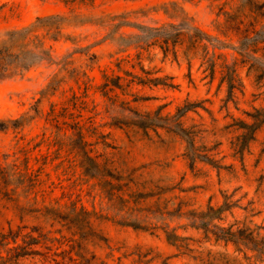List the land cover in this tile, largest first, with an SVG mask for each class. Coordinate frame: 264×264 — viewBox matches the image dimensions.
Masks as SVG:
<instances>
[{
	"label": "rangeland",
	"instance_id": "obj_1",
	"mask_svg": "<svg viewBox=\"0 0 264 264\" xmlns=\"http://www.w3.org/2000/svg\"><path fill=\"white\" fill-rule=\"evenodd\" d=\"M38 16L0 79V234L51 238L25 262L264 264V0H0V37Z\"/></svg>",
	"mask_w": 264,
	"mask_h": 264
},
{
	"label": "trees",
	"instance_id": "obj_2",
	"mask_svg": "<svg viewBox=\"0 0 264 264\" xmlns=\"http://www.w3.org/2000/svg\"><path fill=\"white\" fill-rule=\"evenodd\" d=\"M49 18L51 17L38 16L33 23L10 29L0 37V79L8 77L16 68L26 69L38 60L45 58L49 48V45L46 43L47 31L37 32L34 26L39 23H42V26L43 24L45 25ZM49 37L55 39L57 36L49 35ZM240 124L242 126H252L243 121H240ZM257 126L253 125L251 129ZM88 214V211H83L85 218ZM130 225L133 224L130 223ZM80 229L84 235L91 231L90 227L86 226V224H83ZM71 234H76L75 230ZM18 235L19 233L13 236H7L4 233L0 234V264H29L30 262H25V259L32 257L38 252L35 248L36 246H43L49 249L46 243L51 238L46 236L37 238L36 236L21 235L25 239L18 243L13 240V237H17ZM232 236L233 232H227L225 239H232ZM54 238L56 237L53 236L52 239ZM60 238L74 242L82 251L85 249V246L80 241H74L63 234ZM262 245H256L254 249L261 250Z\"/></svg>",
	"mask_w": 264,
	"mask_h": 264
}]
</instances>
